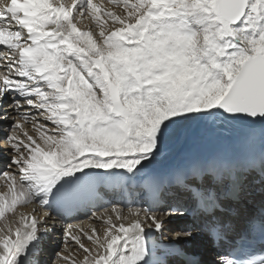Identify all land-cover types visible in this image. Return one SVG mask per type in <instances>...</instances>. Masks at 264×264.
Masks as SVG:
<instances>
[{
	"label": "snow or ice",
	"instance_id": "6c2138e0",
	"mask_svg": "<svg viewBox=\"0 0 264 264\" xmlns=\"http://www.w3.org/2000/svg\"><path fill=\"white\" fill-rule=\"evenodd\" d=\"M0 176V264H264V0H4Z\"/></svg>",
	"mask_w": 264,
	"mask_h": 264
},
{
	"label": "bare ground",
	"instance_id": "6f19581e",
	"mask_svg": "<svg viewBox=\"0 0 264 264\" xmlns=\"http://www.w3.org/2000/svg\"><path fill=\"white\" fill-rule=\"evenodd\" d=\"M3 2H4V0H0V3H3ZM229 138L232 141L243 145L240 142V139L238 136L234 135V136L229 137ZM223 139L224 138H218L214 134H211V133L200 135V134H197L194 132L188 138L176 143L172 147V149L169 151V153H167L165 155V157L162 159L161 166H166L170 163L178 162L180 160V158L182 156H184L185 154H189V153L191 154L192 152H196L197 150L206 147L209 143H211L213 141H222ZM4 190H5L4 178L2 176H0V191H4ZM256 199L258 202L259 197H257ZM35 207H37L35 204H29L26 206V208L20 209V211L30 212ZM249 210L252 211L254 209L251 206H249ZM41 211H43V210H41ZM36 214L39 215L40 213L37 212ZM62 223H64V224H68V223L82 224L84 227L87 228V226L89 224H91L92 221L89 220L87 217L81 215V216H78L76 219L66 220V221H63ZM2 224H3V221H0V225H2ZM178 231H180L179 228L175 229V231H173L171 233V235L175 236L176 232H178ZM189 243H190V250H192V251L196 250V252H202L203 251L202 241L199 237H197L196 240H193ZM43 246L46 249L45 259H47V254H51L52 252L59 250V246H61V232L59 230L53 232L49 237H47L44 240ZM65 254H67V253H65ZM204 258L207 259L209 257L205 254Z\"/></svg>",
	"mask_w": 264,
	"mask_h": 264
}]
</instances>
